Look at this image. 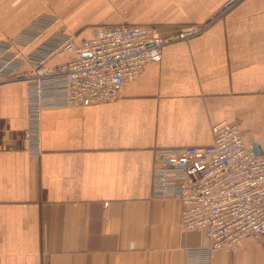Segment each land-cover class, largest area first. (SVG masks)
Returning <instances> with one entry per match:
<instances>
[{
  "label": "crops",
  "instance_id": "crops-1",
  "mask_svg": "<svg viewBox=\"0 0 264 264\" xmlns=\"http://www.w3.org/2000/svg\"><path fill=\"white\" fill-rule=\"evenodd\" d=\"M86 3L81 39L107 25L207 26L166 44L114 101L45 106L32 120L26 81H0V264H264V235L202 254L203 230L182 229L178 201L152 190L157 151L209 145L221 121L264 150V0ZM29 48L14 73L29 54L73 56Z\"/></svg>",
  "mask_w": 264,
  "mask_h": 264
},
{
  "label": "built area",
  "instance_id": "built-area-1",
  "mask_svg": "<svg viewBox=\"0 0 264 264\" xmlns=\"http://www.w3.org/2000/svg\"><path fill=\"white\" fill-rule=\"evenodd\" d=\"M204 28L186 25L160 35L149 25L101 26L90 38L58 50L72 51L67 61L47 65L46 57L35 58L30 72L10 77L7 70L4 77L26 81L32 120L45 106L110 102L147 62L161 59L166 44L191 38ZM212 130L209 145L158 150L152 180L155 194L180 204L182 229L203 230L200 252L206 256L231 252L242 241L264 235V150L256 154L233 122L221 121ZM31 135L23 131L25 141Z\"/></svg>",
  "mask_w": 264,
  "mask_h": 264
},
{
  "label": "rangeland",
  "instance_id": "rangeland-1",
  "mask_svg": "<svg viewBox=\"0 0 264 264\" xmlns=\"http://www.w3.org/2000/svg\"><path fill=\"white\" fill-rule=\"evenodd\" d=\"M86 1L88 0H0V30L5 33L0 35V81L9 79L4 77L7 70L10 77L32 70L31 64L23 72H13L15 59H19L18 53L21 49H31L29 47L33 46L39 48V53L49 50L47 54L50 56L63 53L64 51L58 50L68 43L77 45L82 41L79 38L81 13L84 10H94L95 6ZM98 1L102 3V8H107L116 0ZM190 25L206 27L207 22ZM30 57L42 58L46 55L29 54L28 58Z\"/></svg>",
  "mask_w": 264,
  "mask_h": 264
},
{
  "label": "water",
  "instance_id": "water-1",
  "mask_svg": "<svg viewBox=\"0 0 264 264\" xmlns=\"http://www.w3.org/2000/svg\"><path fill=\"white\" fill-rule=\"evenodd\" d=\"M253 145H254V152L256 153V154H261V152H262V150H261V147H260V145L258 144V142H254L253 143Z\"/></svg>",
  "mask_w": 264,
  "mask_h": 264
}]
</instances>
